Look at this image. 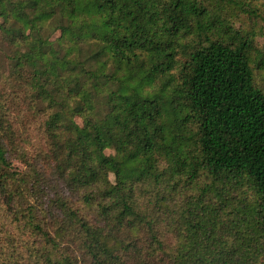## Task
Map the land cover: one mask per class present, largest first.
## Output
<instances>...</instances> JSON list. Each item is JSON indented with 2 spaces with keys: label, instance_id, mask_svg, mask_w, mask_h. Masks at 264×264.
Masks as SVG:
<instances>
[{
  "label": "trees",
  "instance_id": "obj_1",
  "mask_svg": "<svg viewBox=\"0 0 264 264\" xmlns=\"http://www.w3.org/2000/svg\"><path fill=\"white\" fill-rule=\"evenodd\" d=\"M258 0H0V264H264Z\"/></svg>",
  "mask_w": 264,
  "mask_h": 264
},
{
  "label": "rangeland",
  "instance_id": "obj_2",
  "mask_svg": "<svg viewBox=\"0 0 264 264\" xmlns=\"http://www.w3.org/2000/svg\"><path fill=\"white\" fill-rule=\"evenodd\" d=\"M255 4H257L259 14L261 15V18L264 21V0H258V2ZM260 33L261 34L258 37L260 39L261 45H263V47H264V23H263L262 27L260 28Z\"/></svg>",
  "mask_w": 264,
  "mask_h": 264
}]
</instances>
